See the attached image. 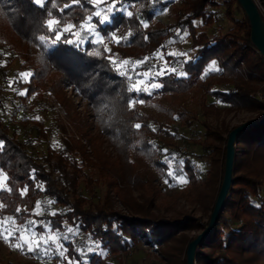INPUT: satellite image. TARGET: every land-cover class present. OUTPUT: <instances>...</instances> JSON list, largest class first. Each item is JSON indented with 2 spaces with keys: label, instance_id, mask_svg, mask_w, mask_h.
<instances>
[{
  "label": "trees",
  "instance_id": "trees-1",
  "mask_svg": "<svg viewBox=\"0 0 264 264\" xmlns=\"http://www.w3.org/2000/svg\"><path fill=\"white\" fill-rule=\"evenodd\" d=\"M111 3L112 0L100 4L90 0H47L41 7L34 0H0V48L18 50L23 58L22 70L32 73L20 83L26 90L22 97L44 92L63 95L66 116L76 130L71 141L64 140V145L97 166L91 158L92 151V157L101 162V184L107 185L104 198L96 201L98 179L86 175L66 154L57 161L53 160V152L41 159L22 133L0 116V170L7 176L6 186L0 190V218L11 217L30 227L34 209L43 196L50 206L60 209L55 215L43 216L44 224L53 229L72 227L109 254L118 256L119 264H125L122 255L142 242L157 251L162 264H187L188 244L198 235L191 233H199L209 224L224 179L228 136L239 124L203 120L202 136L192 130L187 135L172 130L169 121L152 119L131 101L150 102L158 94L171 101L172 94L206 90L222 102L227 113L246 111L260 120L264 117V56L251 40V23L238 0H182L180 5L171 0H116L124 11L112 15L110 23L100 24L94 19L91 23L95 32L81 29L80 25L89 23L87 17L95 16L96 11L108 14L105 9ZM101 5L108 6L101 10ZM170 5L173 23L165 24L155 18L156 9L164 10ZM222 8L229 28L210 31L207 28L218 22ZM127 11L133 13L132 17L126 16ZM262 15L264 18L263 12ZM48 19L59 21L55 31L48 28ZM142 21L148 23L147 28ZM69 24L74 25L73 29L63 32ZM58 33L61 38L53 43ZM115 34L120 36L118 40ZM40 36L45 40L41 41ZM182 36L189 39V49L193 50L189 58L168 52L172 38ZM161 50L170 74L151 77L163 85L154 92L155 96L133 88L115 64L127 59L146 72H154L160 66L152 60ZM212 62L217 63L218 69L206 71ZM173 68L175 72H171ZM7 73L3 70L2 76ZM217 85L220 87L215 88ZM67 89L93 106L98 127L90 120L94 115L81 112L73 99L63 93ZM215 101L208 102L206 97L200 100L205 115L218 109ZM154 104L162 114H178L185 127L192 129L196 119L185 109L175 112L159 99ZM44 123L37 122L39 133L45 129ZM136 124L141 127L137 129ZM110 138L116 148L115 158L103 148ZM179 138L188 139L187 149L177 143ZM134 154L153 166L161 180H171V166L181 162L187 177L186 192L195 193L208 218L187 209H175L170 214L157 211L156 199L161 190L157 181L131 160ZM197 160L209 167L204 172L199 169L200 173ZM71 167L73 173L69 172ZM33 169L35 180L29 178ZM83 175L92 201L77 196V183ZM124 180L128 193L121 185ZM135 190L140 191L138 196L134 195ZM116 198L122 208L115 205ZM42 225L38 228L43 229ZM70 252L85 262L80 252L73 248ZM85 256L88 264H118L96 252ZM0 264L11 263L0 256ZM196 264H264V123L238 135L230 196L214 231L201 242Z\"/></svg>",
  "mask_w": 264,
  "mask_h": 264
},
{
  "label": "rangeland",
  "instance_id": "rangeland-1",
  "mask_svg": "<svg viewBox=\"0 0 264 264\" xmlns=\"http://www.w3.org/2000/svg\"><path fill=\"white\" fill-rule=\"evenodd\" d=\"M108 0H101V2ZM173 4L180 5L182 0H171ZM259 6L260 11L264 13V0H255ZM108 5H101V10ZM139 8L137 7V14H139ZM261 12V13H262ZM155 18L162 21L165 24L174 22L173 5L168 6L164 10L156 9ZM229 21L225 16L224 9L222 8L219 13L218 22L214 27H209L210 31H226L229 28ZM115 39H119L118 34L114 35ZM183 37V38H182ZM179 38H172L168 52L172 54H183L185 57L189 58L193 55V50L189 49V39L184 36ZM94 38V36H93ZM97 40H105L104 37H96ZM117 39V40H118ZM106 45L109 46V41H106ZM116 59V58H115ZM127 61V63H125ZM154 64H158L161 68H169L167 64V58L165 53L161 50L156 54L154 59ZM23 58H21L18 50L0 48V116L3 121L8 124L11 128L18 130L22 133V137L30 145V149L35 152L41 159L47 157L50 152H53V160H58L59 156L66 154L70 159L74 160L78 167L86 172V175H92L99 180L95 186L96 197L95 200L98 201V197L103 199L107 185L101 184L102 178L100 176V169L98 164L101 162L96 161V157L91 158L95 161L97 166L92 165V163L86 161L80 154L76 151H69L64 145V140L71 141V135L75 133V128L70 124L66 116L65 103L63 101V95L58 96L50 94L49 92H44L40 96H26V90L20 86V83L27 81L30 77H23L21 74L25 72H30L29 70L23 71L22 65ZM116 66L120 70V74L125 75L133 86L138 85L143 91L154 94L158 88H153L151 85L158 83L156 79L151 77H157L156 75L160 69H153L154 72L145 71L140 67L136 66L135 63H131L129 60H118L115 62ZM212 69H218V65L215 62L210 63L206 71ZM7 71L8 73L5 77L2 76V71ZM159 84V83H158ZM228 86V83L225 84ZM218 88L220 86H214ZM134 88V87H133ZM63 93L67 94V97H71L81 112L94 115L90 117V120L94 122L95 126L98 127V117L93 106L84 98L76 95L73 90L67 89ZM23 95V97H22ZM56 97L58 99L56 100ZM206 97L208 102L215 101L216 99L212 97L206 90H202L198 93L191 92L186 95L172 94L171 101L168 98L156 95L151 99L150 102H145L143 99L132 100L131 105H137L140 110L149 115L152 119L159 122L169 121L171 129L174 131L182 132L189 135V131L192 130L196 136H202L205 130L202 127V121L207 120L212 123H219L221 121L228 122L231 125L241 124L248 119L253 118V114L246 111H231L226 112L223 110L224 105L222 102L216 100L217 108L212 111L209 115H205L202 110L200 100ZM263 97V94L261 95ZM159 99V101L168 108H173L175 112L179 109H185L187 113L196 119L192 126V129L185 127L182 119L178 114L170 116L168 114H162L154 104V100ZM179 101L180 103L175 105L172 102ZM38 117V119H37ZM45 122V129L39 133L37 126L38 121ZM97 131V129H95ZM158 137L163 139L162 133H158ZM112 138L106 139L103 145L106 154L115 158L116 148L112 144ZM157 142L161 143L157 139ZM177 143L181 144L184 149L189 147L188 139L179 138ZM51 154V153H50ZM48 159V158H47ZM135 161L139 169L144 170L161 190V194L157 197L156 203L158 205L157 211L163 214H170L175 212V209H187L194 211L198 215H203L205 219L208 215L205 213V209L201 201L196 197L195 193L186 192V183L181 182V180L176 179L177 177L182 178L187 181L186 174L184 172V167L181 162H176L170 168L172 174L170 179H160L158 172L144 159L133 155L131 158ZM198 171L204 172L209 165L203 160H197ZM116 168V167H115ZM201 171H200V170ZM69 172L73 173L72 167L69 168ZM55 176H58L55 174ZM0 178H3V184L0 186V190L6 186L5 180L7 179L6 174L0 170ZM86 176L79 178L77 183V196H84L89 201L91 194L89 193V188L87 186ZM160 180V181H159ZM159 181V182H158ZM126 193L128 190V183L124 180L121 184ZM139 190L134 191V195L138 196ZM51 204L46 197H41L38 202L37 207L34 209V218L32 225L27 227L15 221L14 218L5 217L0 218V256L11 264H82L80 259L73 257L70 250H77L82 254V258L85 259L90 252H96L101 256L119 264V257L108 253L106 249L100 246L99 243L88 239L83 233L78 232L72 227L65 229H53L50 224H44L45 220L43 216L52 215L59 209L56 205ZM115 205L117 208H122L121 203L118 199L115 200ZM44 224V225H42ZM44 226L43 229L38 228V226ZM200 233V232H199ZM198 232H192L191 236L199 234ZM24 236L33 241L32 249L26 243L20 240L21 236ZM7 237V238H6ZM46 239L49 241L48 245L45 246L40 243L37 246V241ZM21 243V247L17 248L14 245ZM68 243H71L69 245ZM63 253V255H61ZM103 253V254H101ZM125 264H162L157 251L150 247L149 245L140 243L138 246L131 249L127 254L121 256Z\"/></svg>",
  "mask_w": 264,
  "mask_h": 264
},
{
  "label": "water",
  "instance_id": "water-1",
  "mask_svg": "<svg viewBox=\"0 0 264 264\" xmlns=\"http://www.w3.org/2000/svg\"><path fill=\"white\" fill-rule=\"evenodd\" d=\"M245 10L252 27L251 40L258 51L264 56V18L255 0H238ZM264 123V117L260 120L251 118L239 124L231 130L227 140V151L225 161L224 179L218 193L213 212L208 226L201 231L187 247V264H196V253L202 241H204L214 231L218 217L224 206L233 183L235 149L238 141V135L249 128Z\"/></svg>",
  "mask_w": 264,
  "mask_h": 264
},
{
  "label": "snow or ice",
  "instance_id": "snow-or-ice-1",
  "mask_svg": "<svg viewBox=\"0 0 264 264\" xmlns=\"http://www.w3.org/2000/svg\"><path fill=\"white\" fill-rule=\"evenodd\" d=\"M90 2H91L92 4H100V3H101V0H90ZM34 3H35L36 5L42 7L45 3H47V0H34ZM66 7H67V6H66ZM60 11L62 12L63 9H60ZM105 11H106L108 14H104V15H102L101 11H96V12H95V16H88V17H87V20L89 21V23H87V24H81V25H80L81 29H83V30H85V31H87V32H95V31H96L95 26H94L93 23H91V21H93L94 19H98V22H99L100 24L110 23V22H111V16L114 15L116 12L124 11V9H123L121 6H119V5L116 4V0H112L111 6L108 7V8H106ZM125 14H126V16L129 17V18L132 17V15H133V13H132L131 11H127ZM46 23H47V26H48L49 29H52L53 31H55L54 26L57 25V24L59 23V21H57V20H55V19H48V20L46 21ZM142 23H143V27H144V28H147V27H148V23H147V22L142 21ZM73 27H74V25H71V24L66 25V26L63 28L62 31H63V32L71 31V30L73 29ZM76 35L79 37V36H80V33L77 32ZM60 38H61V33H58V34L56 35V39L53 41V43H56L57 41H59ZM145 38L147 39V37H145ZM39 39H40L41 41H44V40H45V37H44V36H40ZM117 39H118V38H117ZM98 42H102V41H98ZM96 55H99V53H96ZM125 63H127V61H125ZM138 63H139V62H138ZM171 72H175V69H174V68L171 69ZM165 74H170V73H169V70H168L167 68H161V69L159 70V72H158L156 75H158V76H163V75H165ZM21 75H22L23 77H30V76L32 75V73H30V72H25V73H22ZM181 75H183V73H181ZM151 86H152L153 88H159V87H162L163 85H162V84H158V83H154V84H152ZM133 87H134L136 90H139V86H138V85H135V86H133ZM37 119H38V117H37ZM135 127H136L137 129H139V128L141 127V125H140V124H136ZM34 173H35V170L33 169V170H32V174H31L30 177H29V178L32 179V180H35V174H34ZM170 175H171V173H170ZM176 179L181 180V182H183V183H186V182H187L186 180H183V179L180 178V177H177ZM2 184H3V178H0V186H2ZM17 211H19V209H17ZM55 214H56V213H53V215H55ZM6 238H7V237H6ZM20 240L23 241L24 243H26V244L28 245L29 250H33V249H32V243H33L32 240H30V239L24 237L23 235L20 237ZM36 243H37V246H38V247H39L40 243H43L45 246H47L48 243H49V241L46 240V239H42L41 241H37ZM14 246L17 247V248H20L22 245H21V243H17V244H15ZM101 254H103V253H101ZM61 255H63V253H61ZM82 264H86V262L82 261Z\"/></svg>",
  "mask_w": 264,
  "mask_h": 264
}]
</instances>
